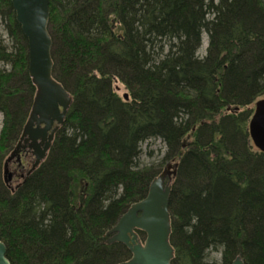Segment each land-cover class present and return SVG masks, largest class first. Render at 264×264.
<instances>
[{"label": "trees", "instance_id": "obj_1", "mask_svg": "<svg viewBox=\"0 0 264 264\" xmlns=\"http://www.w3.org/2000/svg\"><path fill=\"white\" fill-rule=\"evenodd\" d=\"M49 10L52 77L72 104L38 168L14 191L0 179L9 263L123 262L129 252L106 233L173 161L171 264H264V153L247 132L264 98V0H50ZM0 26L1 169L35 88L9 0ZM152 140L164 156L143 165Z\"/></svg>", "mask_w": 264, "mask_h": 264}, {"label": "water", "instance_id": "obj_2", "mask_svg": "<svg viewBox=\"0 0 264 264\" xmlns=\"http://www.w3.org/2000/svg\"><path fill=\"white\" fill-rule=\"evenodd\" d=\"M9 1L15 22L26 41L27 75L35 88L27 120L11 154L18 153L22 147L32 151L34 162L25 176L27 177L37 168L51 147L54 135L62 127L72 104V97L52 77V40L48 30L50 0ZM123 99L127 101L128 95L124 94ZM247 132L253 147L264 153V98L254 103ZM11 156L5 160V174ZM177 165H167L152 179L145 197L133 203L106 233L110 236L105 241L106 245L121 244L130 254L129 259L120 264H171L174 250L169 241L171 217L168 204L172 188L170 182L176 176ZM7 182L6 180L5 183ZM138 232L143 234L142 242ZM0 264H10L2 242ZM231 264L244 262L240 256H236Z\"/></svg>", "mask_w": 264, "mask_h": 264}, {"label": "flooded vegetation", "instance_id": "obj_3", "mask_svg": "<svg viewBox=\"0 0 264 264\" xmlns=\"http://www.w3.org/2000/svg\"><path fill=\"white\" fill-rule=\"evenodd\" d=\"M20 135L17 138V140L13 143V145L8 147V149L5 151V154L2 155V158H3L1 161V165H2L1 166V168H2L1 172H2V174L0 173V179L4 183V185L7 187V189H9L10 191L17 189L16 186H20L23 183V181H25L27 179V177L32 172H34V171H32L27 177H25L27 175V173L29 172L32 163L34 162V156H33L32 151L30 149H28L27 147H25V148L22 147L21 149H19L18 153L11 156V154L15 148V145L17 144V142L20 138ZM50 148L46 151L44 160L49 155ZM10 156H11V158L9 159V161L6 165L7 172L5 174L4 173V163H5L6 158H9ZM44 160H42V162ZM6 180L8 181L7 183H5ZM17 180H19V183H17L14 186V188H12V186L10 184L12 182L17 181ZM137 235L139 237V235H141V234L137 233ZM139 239L142 242V240H143L142 235H141V237H139ZM129 257H130V254H129ZM129 257L127 259H125L124 262L127 261L129 259Z\"/></svg>", "mask_w": 264, "mask_h": 264}, {"label": "rangeland", "instance_id": "obj_4", "mask_svg": "<svg viewBox=\"0 0 264 264\" xmlns=\"http://www.w3.org/2000/svg\"><path fill=\"white\" fill-rule=\"evenodd\" d=\"M0 30H1V26H0ZM206 46H207V38H206V35L203 34L202 35L201 47H200V49L198 51V53H199L200 56L204 55ZM113 89L115 90V92L120 97H122V95L125 94L124 87L122 85L118 84V83L113 85ZM2 121H3V118L0 115V135H1V131H2ZM6 143L7 144H10L11 142H9V141L6 140ZM1 147H3V146H1ZM141 152L142 153H141V156H140V162L143 165L144 164L145 165H150V164H152L154 162L156 163L159 159H161L164 156L165 149H164V145L162 144V142H160L159 140H152V141L145 142L142 145ZM149 152L152 153L151 157H148L147 156ZM164 165L165 164H163L160 167V172L163 170ZM1 171H2V168L0 169V173L2 174ZM17 183H19V180L15 181V182H12L10 185L12 186V188H14V186ZM211 257L218 263L219 258H220L219 255L213 254V255H211Z\"/></svg>", "mask_w": 264, "mask_h": 264}, {"label": "bare ground", "instance_id": "obj_5", "mask_svg": "<svg viewBox=\"0 0 264 264\" xmlns=\"http://www.w3.org/2000/svg\"><path fill=\"white\" fill-rule=\"evenodd\" d=\"M204 53H205V52H204ZM197 55L200 56L199 53H198ZM202 56H203V55H202Z\"/></svg>", "mask_w": 264, "mask_h": 264}]
</instances>
